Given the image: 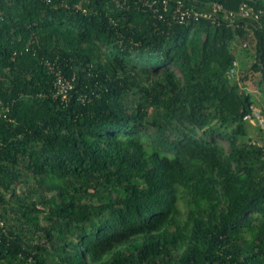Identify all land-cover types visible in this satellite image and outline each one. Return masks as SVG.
Here are the masks:
<instances>
[{
	"label": "trees",
	"instance_id": "obj_1",
	"mask_svg": "<svg viewBox=\"0 0 264 264\" xmlns=\"http://www.w3.org/2000/svg\"><path fill=\"white\" fill-rule=\"evenodd\" d=\"M181 1L0 0V264H264V0Z\"/></svg>",
	"mask_w": 264,
	"mask_h": 264
},
{
	"label": "built area",
	"instance_id": "obj_2",
	"mask_svg": "<svg viewBox=\"0 0 264 264\" xmlns=\"http://www.w3.org/2000/svg\"><path fill=\"white\" fill-rule=\"evenodd\" d=\"M126 0H116L117 3L125 2ZM143 5L148 7H153L157 9L161 7L163 10L167 11L169 8L168 0H140ZM175 8L172 10V19L176 22H183L186 19H210L214 22L218 17H223L230 21H234L238 17L244 18L252 14L253 9L250 6L245 4L241 5L237 11H231L224 9L218 3H211L209 8L202 9L200 11L193 8L184 7L181 0H174ZM221 14V15H220ZM243 46H246V43H243ZM238 63L236 59H233L230 68L228 69L227 76L233 77L237 74ZM73 88V83L70 79L63 77L59 72L56 73V78L53 84V96H60L62 99L68 97L69 91ZM251 112L243 116L244 120H247L253 124L258 125L261 129L264 130V102L261 104L260 108L251 106ZM254 143L253 140L250 141ZM258 144V143H257Z\"/></svg>",
	"mask_w": 264,
	"mask_h": 264
},
{
	"label": "rangeland",
	"instance_id": "obj_3",
	"mask_svg": "<svg viewBox=\"0 0 264 264\" xmlns=\"http://www.w3.org/2000/svg\"><path fill=\"white\" fill-rule=\"evenodd\" d=\"M243 47V46H242ZM236 56H235V59L237 60V63H238V69H244L242 71H246L248 68H249V65L250 63L253 61V56H252V53H253V49H248L245 50L243 48H241L240 46H237L236 48ZM241 70H238V79L241 80L240 78V72ZM243 74V73H242ZM259 76V74L256 72L254 74V81L257 80V77ZM226 79L228 81H231L232 80V77H229L226 75ZM246 88L247 90L250 92V97L251 99L254 101V107H256L257 109L261 107V104L264 102V96H263V93H262V90L258 88L257 85H253V83L249 80L246 82ZM255 126L256 125H253L252 124V127L250 129V135L252 138H255L259 141H261V138H260V135L258 133V131L255 129ZM20 189V188H18Z\"/></svg>",
	"mask_w": 264,
	"mask_h": 264
}]
</instances>
